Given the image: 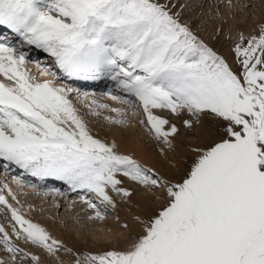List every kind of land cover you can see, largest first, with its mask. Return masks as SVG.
I'll return each instance as SVG.
<instances>
[{
    "label": "snow or ice",
    "instance_id": "obj_1",
    "mask_svg": "<svg viewBox=\"0 0 264 264\" xmlns=\"http://www.w3.org/2000/svg\"><path fill=\"white\" fill-rule=\"evenodd\" d=\"M32 49L47 54L65 78L111 81L114 90L104 95L134 114L142 111L140 123L168 148L180 128L154 110L181 120L186 131L207 117L218 125V138L193 148L199 155L178 182L161 180L91 135L70 97L93 94L58 85L55 72L43 82L30 75L25 66ZM232 52L234 64L159 0H0L4 171L20 170L14 180L52 178L90 194L81 199L98 219H104L100 207H116L110 192L133 196L125 180L163 189L167 198L123 249L74 255L72 264H264V29L241 36ZM88 107L93 115L115 113L105 117L113 124L126 123L120 109L95 99ZM4 189L16 200L7 184ZM0 205L13 222L10 230L0 225V250L8 254L0 264H42L18 241L57 260L61 249L72 253L3 194Z\"/></svg>",
    "mask_w": 264,
    "mask_h": 264
},
{
    "label": "rangeland",
    "instance_id": "obj_2",
    "mask_svg": "<svg viewBox=\"0 0 264 264\" xmlns=\"http://www.w3.org/2000/svg\"><path fill=\"white\" fill-rule=\"evenodd\" d=\"M160 3H166L169 5L171 12L173 14L179 13V18L181 22L187 23L189 27L195 32L196 35H198L202 40H204L205 43L209 45V47H212L218 54L225 57L230 64H234V53L232 52V49L236 43L240 42V36H235L232 34L223 35L224 32H227V30H224L222 27L218 30V34L210 37L208 40L205 34L203 35L202 28L198 27L199 25H203L204 27H213L214 25H217L218 23L220 26L223 24L230 23L232 20L233 22L237 23L238 25L242 26L243 21L241 19H245L247 21H254V13H256V10L259 11L258 15H261L264 10V0H159ZM236 9L237 12L230 13V10ZM187 12L191 14L189 17L187 15ZM229 15L228 21H223V16ZM252 18V19H251ZM191 19V20H190ZM240 22V23H238ZM244 26V24H243ZM248 26L245 25V33L242 35L245 37V39L251 38L252 36H258L260 32H257L256 35H251L252 28L248 29ZM248 30V31H247ZM201 31V32H200ZM223 35V36H222ZM33 55H29V62L26 64V68L29 71L30 75L39 82H43L45 80H52L53 76L49 73L55 72L56 73V83L61 86H69L73 89H78L80 92H88L90 96L96 97V99L100 100L99 103L110 105L109 108H117L120 109L122 112L125 113L124 119L126 118V123L124 125H117L111 123L108 119L105 117L109 116H115L116 114L113 112H110L105 109H97L99 111V115H93L90 111L88 104L90 103L89 100H82L78 99L75 94H73L70 99H72L73 104L78 109V113L80 114L83 119H85L86 122H88L89 125H92L96 130H98L101 133H106L107 137H110L113 139V135L116 136H133L137 135L139 139L147 146V148H151L154 152H156L159 156V164L156 163L155 165L146 163V161L136 157L135 155L131 153H125L123 151H119L115 148V151L119 155H127L131 156L134 160H136L142 167L152 170L154 173L157 174V176L161 180H167L171 181L172 183L178 182L182 177L186 175L188 170H190V167L193 163V161L197 158L199 155L197 152L193 151V148L195 147H207L214 139L218 138V125L216 122L210 120L207 117L203 118L202 124L196 125V127L192 131H186L182 125L181 120L171 117L168 112L164 111L161 112L160 110H154L156 114L158 115H164L168 116L172 123H175L178 128H180V133L175 137L176 141L180 142V148L182 152L179 151L180 155H176L177 152L170 150L169 153L172 152V154L169 156L167 153L161 150L159 148V145H162L161 141H158L154 134L151 133L148 128L146 127V124L140 123V121L144 120L146 121V117L143 115L142 111L140 114H134L131 109H129L127 106L122 105L119 101L112 100L108 96L104 95V93H107L110 89L114 90L113 83L111 81H108L107 79L105 82H103V85H96V86H88V85H95L97 82H93L92 80H89V82L84 80H74V82L68 80L67 78L63 77V75L59 72V70L55 67L52 59L47 56V54L41 52V51H33ZM40 56L41 59H37L36 57ZM39 65V67H38ZM47 69V71H45ZM99 81V80H95ZM88 85H83V83ZM92 83V84H90ZM82 84V85H81ZM93 97V98H94ZM99 97V98H98ZM105 100V101H104ZM107 101V103H106ZM105 102V103H104ZM82 103V104H80ZM109 103V104H108ZM118 105V106H117ZM108 138V139H110ZM110 139V140H111ZM111 145V144H109ZM174 148H176V145H173ZM176 153V154H175ZM173 155L177 156L179 158V162L177 160L172 161ZM171 159V160H170ZM177 161V162H176ZM181 161V162H180ZM0 165H2V162H0ZM172 168V169H171ZM18 173V174H17ZM14 175H19V171H9L5 172L3 167L0 166V187L4 186V184H7L10 186L9 189H11L12 194L15 195L16 200H13L11 196L8 198V202L10 204L16 205L19 207V209L24 210L26 213L29 214V216L32 218L34 217V214H38L37 216L41 218L44 221H50V223L58 224L59 227H61L63 230L66 231L71 229L73 226V221H67L63 219V214L68 212V208L70 209V205L73 202H78L82 206L86 208L91 209L88 207V204L84 202V200L81 199V195L89 196L88 193H79V192H73L69 189V187L64 184L62 181H58L55 179H47L46 181H43L42 186L36 185L35 180L32 183H26L24 179L19 180H12V177ZM20 177H27L26 175L20 176ZM17 183V184H15ZM34 183V184H33ZM38 186V187H37ZM124 187L129 188L130 190H133L134 195L133 197L129 198H122L120 196H117L115 193H112V196L117 197V201L123 205V203H128V205L131 208L130 215L131 216H137V213L134 211H138L142 209L140 206L135 203H131L129 200H132V198L135 197L136 193H144L145 196L148 198V195L151 196L148 200L147 208L143 209L145 212V218L148 220L152 216L158 213L159 210H161L164 205L167 203V198L164 194L163 189H157L155 191H150L147 188L140 186L136 184L133 181L125 180ZM30 188V189H29ZM31 190V194L29 191L25 192V190ZM53 189H58L59 191H52ZM5 195H8V192L6 189H4ZM50 192L51 197H49L46 201H38L37 196L35 195V192ZM38 195V193H36ZM54 195V198H53ZM35 196V197H34ZM28 197H31L33 199L30 203ZM33 197V198H32ZM58 197V198H57ZM60 199L61 204L59 207H55L53 203V199ZM91 199H93L97 205L99 206V201H97L95 196H90ZM19 201L17 203L16 201ZM71 201L70 204L68 201ZM125 201V202H124ZM27 203V204H26ZM77 203V204H78ZM85 203V204H84ZM79 204V205H80ZM19 205V206H18ZM27 207V208H26ZM0 225H6L5 227L10 230V225L13 223L10 219L11 213L7 211V209L0 205ZM28 209H32L28 210ZM132 209L134 211H132ZM28 210V211H27ZM102 213H104V219H100V221L106 223L107 220L110 221L109 218L115 219L119 223L122 222L121 217L119 216L120 212L117 211L116 207L113 208L110 205L106 208L100 207L99 209ZM95 210H93V213H96ZM117 211V212H116ZM35 212V213H34ZM106 217V218H105ZM52 221V222H51ZM75 221V220H74ZM96 224L99 225L98 220L96 218ZM123 224V222H122ZM71 227H70V226ZM127 225V223L123 224ZM128 227V225H127ZM47 230V229H46ZM85 231V230H84ZM49 233V231L47 230ZM130 232V231H129ZM87 232H84L83 238H78L77 243H72L71 241L65 242L62 240H58L61 242L62 245H64L65 248H69L72 250V253H68L61 249L59 254L66 258V260L63 262L60 258L59 260H55L54 256L49 255L48 253L44 252L42 249L36 248L34 246H31L29 244H25L23 241H18L20 247L24 248L25 251H30L33 254L39 255L41 257L42 264H61V261L63 264H72L73 256H79L83 257L88 254H103L106 251L109 250H120L123 249L126 244L128 243V240H124L123 242H118L116 246H113L111 244H100L96 246L93 244L92 240L90 239V236L85 235ZM142 234L138 233L137 235ZM133 237L134 234L131 233ZM0 249H2V246H0ZM8 254L0 250V259L7 260ZM23 264H29V261H24Z\"/></svg>",
    "mask_w": 264,
    "mask_h": 264
},
{
    "label": "bare ground",
    "instance_id": "obj_3",
    "mask_svg": "<svg viewBox=\"0 0 264 264\" xmlns=\"http://www.w3.org/2000/svg\"><path fill=\"white\" fill-rule=\"evenodd\" d=\"M237 11L238 10L231 8L230 13H234ZM230 13L223 16L224 18L222 19V22L228 21ZM258 14H259V11L256 10V13H254V15H255L254 21H252V22L247 21L245 19H241L243 21L242 26L238 25L237 23H235L236 21L233 22V20H232L230 23L226 22L222 26H220L218 23H216L217 25H214L213 27L207 28V27H204L203 25H199L198 27H201L202 31L204 30L203 32H201V31L200 32L203 33V35L205 34V36L207 37L208 40H210L209 39L210 37L216 35V33L218 34V30L221 27L224 30H227V32L223 33L224 36L228 35V34H232L235 36H240L241 34L243 35L245 33V25L248 26L247 27L248 29L252 28V30H249V31L247 30L248 32L251 31V33H252L251 35H253V34L256 35L257 32H260V31H262V29H264V10H263L261 15H258ZM187 15L189 17L191 16V14L189 12H187ZM238 23H240V22H238ZM243 24H244V26H243ZM33 50H36V49H33ZM87 82H89V81H87ZM93 82L96 83L98 81H93ZM90 84H92V83H90ZM113 86H114V84H113ZM93 97L90 96L89 99L90 100L91 99L97 100L96 97H94V98ZM97 101H100V100L98 99ZM106 103H107V101H106ZM80 104H82V103H80ZM109 107H110V105H109ZM114 108H115V106H114ZM125 120H126V118H125ZM86 123L88 125V128H89L91 135H93L95 138L100 139L107 144H115V146H116L115 148L117 150L123 151L125 153H131V154L135 155L136 157L146 161V163L148 162V163L153 164V165H155L156 163L159 164L160 158H159L158 154L156 152H154L151 148H149V147L147 148V146H145V144L139 139V137L137 135H133L131 137L125 136V135L120 136V137L113 135L112 136L113 139H111L110 137H107L106 133H101L98 130H96L92 125H89L88 122H86ZM108 138H110L111 140ZM176 139L173 140V145L175 144L176 148H174V146L172 148H168L167 146H165L163 144L162 145L160 144L159 148H161V150L164 151L165 153H167L169 156L172 154V152L169 153L170 150L177 152V154L175 153L176 155H180L179 151L182 152L181 149H179L180 148V142L176 141ZM172 158H173L172 161L175 162V160H177L179 162L180 156L178 158L177 156L173 155ZM18 171H20V170H18ZM26 176L27 177H25V178L20 177V179H24V181L26 183H29V184L34 182V180L36 182L35 183L36 185L41 184L38 181L40 179L37 180L36 177H32L30 175H26ZM12 180H13V178H12ZM10 184H11V182H10ZM10 184H9V186H10ZM15 184H17V183H15ZM0 189H3V186L0 187ZM6 190L8 192V189H6ZM4 191L5 190H3V192L0 194L5 195ZM28 191L30 194L32 193V192H30L31 190H25L26 194ZM36 193H38V195ZM109 194L112 196L111 193H109ZM35 195L37 196L38 201L44 202L47 200L48 195H49V197H51L52 194L50 195L49 191L44 192V193H43V191L42 192L37 191V192H35ZM5 196L7 199L9 198V195H5ZM80 196H81V194H80ZM150 197L151 196L148 195V198H147L143 192L142 193H136L135 197L129 201L131 203H133L135 201V203H137L140 206L142 211L141 210L134 211L132 209V211L137 213V216H131L129 214L131 211V208L129 206L130 204L128 205V203H123V205H122L121 203H119L117 201V199H116L117 197L112 196V198L116 204V209L118 212H120L119 216L121 217L123 224L127 223L128 227H124L125 225H123L122 222L119 223L115 219L111 220V218H109L110 221L107 220L106 223L100 221V219L97 218L98 223H99V225H97L96 224V218H94L95 213L92 212L95 209H92V210L88 209V208H86L87 205H85L86 207H84L78 202H73L70 205V209L69 208L67 209L68 212L63 214V219H65L67 221L72 220L74 223V224H72L73 225L72 227L69 225L71 227V229H69L67 231L65 229L63 230L61 227H59L58 224L56 225L55 223L54 224L50 223V221L42 220L41 218H39L37 216L38 214L37 215L34 214V217L31 218L29 216V214L26 213L24 210L20 209V211H21V213H23L25 215V218L31 219L34 223H38L43 228L47 229L49 231L51 237L55 240H62L65 242L71 241L72 243H77V241H78L77 237H79L81 239L84 237L83 236L84 232L85 233L87 232V234H85V235L90 236V239L92 240L93 244H95L96 246H98L100 244H111L113 246H116L118 244V242H123L124 240H128L130 238H133V236L130 235L131 233H133L134 236H137L138 233L143 232V224H141L140 221L146 220V218H145L146 214H145L143 209L147 208L148 200H151ZM53 198H54V195H53ZM57 198L53 199V203H54L55 207H59V205L61 204V200L57 199ZM28 199H29L30 203H34V202H32L33 199H31V197H28ZM71 201L69 200L68 203L70 204ZM13 207H16L19 209V207H17L16 205H13ZM28 210H31V212H32V209H28ZM137 218H139V220ZM59 257L62 259L63 262L66 260V258L62 257L60 254H59ZM54 259L56 260L57 257L54 256Z\"/></svg>",
    "mask_w": 264,
    "mask_h": 264
}]
</instances>
